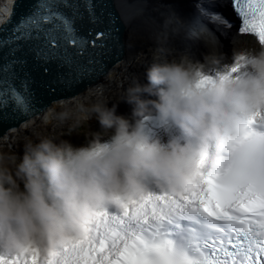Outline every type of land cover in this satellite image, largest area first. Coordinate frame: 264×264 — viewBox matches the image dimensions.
I'll return each instance as SVG.
<instances>
[{
    "label": "clouds",
    "instance_id": "obj_1",
    "mask_svg": "<svg viewBox=\"0 0 264 264\" xmlns=\"http://www.w3.org/2000/svg\"><path fill=\"white\" fill-rule=\"evenodd\" d=\"M236 56L251 68L239 78L225 70L203 81L209 68L221 67L213 54L203 62L185 56L150 66L148 83L136 81L127 89L135 124L117 115L115 106L109 108L106 98L82 105L86 119H97L104 133L113 130L106 142L104 133L81 147L43 138L26 144L22 157L0 154V247L15 253L39 242L50 253L82 233L96 210L146 194L148 176L165 191L190 188L209 142L226 152L222 141L244 128L245 116L264 108V48ZM153 114L171 121L189 142L150 141L142 118ZM55 116L61 123L71 120L67 111ZM77 127L69 124L72 132Z\"/></svg>",
    "mask_w": 264,
    "mask_h": 264
},
{
    "label": "snow or ice",
    "instance_id": "obj_2",
    "mask_svg": "<svg viewBox=\"0 0 264 264\" xmlns=\"http://www.w3.org/2000/svg\"><path fill=\"white\" fill-rule=\"evenodd\" d=\"M233 2L242 18L240 31L255 33L264 44V0ZM102 3L104 0H38L10 35L0 39V59H4L3 49L8 50V59L0 65V104L11 102L15 110L23 112L33 107L22 41H39L28 50L35 59L74 67L59 78L66 90L94 72L93 67L78 64L68 48H76V55H81L89 45L103 49L115 39L118 29L111 13L110 26L92 39L91 31L83 35L76 27L85 13L92 24L102 23L105 9L97 14ZM241 59L230 74L246 66ZM20 73L24 76L22 91L13 84ZM210 79L202 77L203 81ZM257 116L264 120V115L256 113L241 131L222 141L221 148L229 153L227 165L218 157L212 171L200 172L190 188L120 198L119 214L96 210L85 221L82 233L54 251L44 253L37 246H28L0 254V264H264V132L254 127Z\"/></svg>",
    "mask_w": 264,
    "mask_h": 264
},
{
    "label": "bare ground",
    "instance_id": "obj_3",
    "mask_svg": "<svg viewBox=\"0 0 264 264\" xmlns=\"http://www.w3.org/2000/svg\"><path fill=\"white\" fill-rule=\"evenodd\" d=\"M186 4V0H112L106 4L118 32L114 34L115 39L108 41L105 48L112 49L110 51L112 58L117 60L113 61L103 54L101 48H98V52L84 63V66L90 67L88 62L91 60L103 66L102 70L95 74L91 72L80 81L84 84L86 78L92 79L90 84L79 87L78 92L72 90L67 93L62 92L59 94L60 96H49L47 102L43 101L40 106L44 108L41 110L42 112L47 108L51 109L46 115H32L33 117L19 121L20 123L16 125L18 122L15 123V120L21 116L9 113L6 120L0 121V154L11 157L13 154L21 153H18L17 149L23 142L18 143L13 139L15 133H11L17 126L25 124L24 127L37 131L41 128L40 123L56 124L59 120L56 119L55 114L63 107H71L73 100L78 101V105L82 106L106 98L108 107L115 106L117 115H122L131 123H136L137 118L133 115V106L125 100L127 89L136 81L147 84L146 71L153 64L169 62L173 59L179 60L189 54L204 53L205 57H209V54L219 57L221 64L225 61L224 67L231 70L238 60L236 54L242 52V47L246 42L250 43V40L243 35L237 36L238 33L234 30L229 34L227 40H221L227 35L222 34V37H219L218 33L207 24L200 26L194 18L186 13ZM200 28L205 29L203 35V30L200 31L201 36H199ZM190 33H195L194 40L188 38ZM250 48V51L260 50L253 44ZM186 53L188 54L186 55ZM228 54H231V63L227 60ZM244 68L246 71H251L250 66L246 65ZM208 70L214 71L212 68ZM216 70L219 71V69ZM67 97L72 98L68 99L69 104L56 103ZM143 98L156 99L154 96L147 95ZM26 114L29 115V112ZM93 125L98 131L103 129L95 118H93ZM36 141L39 140L32 137L29 143H36ZM24 143V146L28 144L26 141ZM14 151L16 152L14 153ZM149 178L148 176L145 179ZM3 250L0 247V254Z\"/></svg>",
    "mask_w": 264,
    "mask_h": 264
},
{
    "label": "water",
    "instance_id": "obj_4",
    "mask_svg": "<svg viewBox=\"0 0 264 264\" xmlns=\"http://www.w3.org/2000/svg\"><path fill=\"white\" fill-rule=\"evenodd\" d=\"M112 0H104V3L98 4L97 6V14H99L100 9H105V15L102 17L103 22L96 25H93L88 17H84L82 20H78L76 22V27L79 30V32L83 35H88L91 31L92 35L89 37V39L94 38L95 33L98 31H104L106 30L109 25V9L106 6ZM38 0H0V39L7 38L12 29L17 26V24L21 21L22 18H24L27 14H29L33 9L34 6ZM11 15V16H10ZM84 21L85 23H82ZM39 41L33 40L30 42H20L24 48V52L27 53L26 59L27 64L24 67V72L28 73V79H29V91L32 94V103L33 107L31 110H29V114L32 115L36 112H41L44 108L40 107L43 101L47 102L49 96L56 95L60 96L59 94L62 92H70L74 90L75 92H78L79 87H82L89 82H92V79H85V83L82 84V82H79L75 87H73L70 90H66L61 83H59V78L61 75L67 76V74L70 71H74V67L70 69L68 66H60V62L57 60H52L54 64L44 65L41 64L40 61L43 60H37L34 58V55L29 52V48H31L33 45L38 43ZM99 43V42H98ZM112 49H106L103 48V54L109 57L110 59H113V61H116L117 59L112 58L111 55ZM7 48L3 49V56L4 59H0V65L6 62L8 59L7 57ZM68 51L70 54L73 55L74 60L80 64L84 65L85 62H87V59L91 58L98 52V48H94L91 45L85 48L83 53L81 55H76L77 49L74 47H69ZM20 55V53H18ZM51 62V61H49ZM97 63V62H96ZM93 64L90 65V67H93L96 72L102 70L103 66L99 64ZM89 65V64H88ZM46 66V67H44ZM47 68L48 71H42L41 68ZM51 68L52 71L49 69ZM91 77V76H88ZM24 79L23 73H20V79L13 81L14 86L17 88L18 91H22L21 88V80ZM90 80V81H89ZM89 83V84H90ZM44 107H46L45 104H43ZM11 113L12 115H20L19 119L15 120V123L20 121V119L24 118L25 112L23 111H17L15 110V105L9 102L7 106H4L0 104V121L6 120L9 116L8 114ZM14 121V119H13ZM12 123V122H11Z\"/></svg>",
    "mask_w": 264,
    "mask_h": 264
},
{
    "label": "rangeland",
    "instance_id": "obj_5",
    "mask_svg": "<svg viewBox=\"0 0 264 264\" xmlns=\"http://www.w3.org/2000/svg\"><path fill=\"white\" fill-rule=\"evenodd\" d=\"M187 25V24H186ZM185 25V26H186ZM203 30V28L199 29V36L200 35V31ZM205 30V29H204ZM204 30L202 35L204 34ZM200 39V38H199ZM246 51V50H244ZM188 53H186L187 55ZM202 54V56H201ZM201 54H195V55H187V57L191 58L193 61H201L203 62L205 60V56L206 54L201 53ZM226 59V58H225ZM176 60V59H173ZM227 60L230 61V63L232 62V58H231V54H228L227 56ZM225 63V61H224ZM224 63L221 64V67L219 68V71H221L222 69L230 71L229 69H226L224 67ZM243 73L244 74L246 72L245 68H242ZM241 74V75H242ZM68 99H72V98H65V100H59L56 103H66L69 104ZM72 107V108H71ZM71 107H67V108H62L59 112L61 111H67L69 112L70 116H71V121L69 120L68 122L65 123H61L60 121H58V123H40V129H38L37 131L35 129H30L28 127H24L22 124V126H17L15 130L11 131V133L13 132V134L15 133V137H13L14 140H17V142H23V144L17 149V152L20 154H16L20 157L23 156L24 154V142L26 141V143L29 144V140L32 139V137L40 140L43 138H49L54 140L56 143H60L62 141H69L71 144H73L76 147H81V146H87L89 141L93 138V135L96 133H104V129L98 131L96 130V128H94L93 125V118L91 120L86 119V112L84 110H82V108L80 109V105H78V101L73 100ZM51 109L47 108L46 110H44L43 112L39 113L38 115H43L47 112H50ZM57 112V110H55ZM58 112V113H59ZM44 115V116H45ZM75 123L76 125H78V127L76 128V131L72 132L70 131L69 128V124H73ZM135 122H133L132 124H134ZM23 129V130H22ZM15 131H20L18 133H16ZM28 131V132H26ZM112 131L113 130H109L108 133H104V135H102V140L105 141L106 137H110L112 135ZM32 136V137H31ZM38 142V141H36ZM165 143V142H164ZM16 151H14L15 153ZM12 153V152H11Z\"/></svg>",
    "mask_w": 264,
    "mask_h": 264
}]
</instances>
